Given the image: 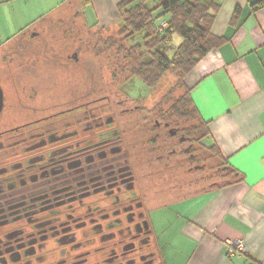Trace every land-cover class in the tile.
Wrapping results in <instances>:
<instances>
[{
    "label": "flooded vegetation",
    "instance_id": "obj_1",
    "mask_svg": "<svg viewBox=\"0 0 264 264\" xmlns=\"http://www.w3.org/2000/svg\"><path fill=\"white\" fill-rule=\"evenodd\" d=\"M66 48L21 47L19 59L8 62L6 69L17 84L16 112L0 83V117L6 121L0 129V264H160L159 248L152 241L150 203L167 186L175 189L183 182L165 171L160 176L163 187L156 185L146 193L149 189L139 182L121 146L127 125L121 118L133 113V130L158 128L156 139L169 135L189 145L183 151L194 162L199 142L161 122L154 108L138 105L92 117L89 123V112L100 114L99 107L91 106L109 97L88 104L83 93L80 103L68 106L71 79L42 72L36 65V55L49 66L77 62V51L67 53ZM57 83H64L58 95ZM154 140L149 134L143 141ZM139 155L146 160L142 151ZM206 159L186 168L206 172L204 188L215 173Z\"/></svg>",
    "mask_w": 264,
    "mask_h": 264
},
{
    "label": "crops",
    "instance_id": "obj_2",
    "mask_svg": "<svg viewBox=\"0 0 264 264\" xmlns=\"http://www.w3.org/2000/svg\"><path fill=\"white\" fill-rule=\"evenodd\" d=\"M119 1L91 0L81 10L77 0H0V51L64 13L85 28H103L107 13L120 17ZM216 1L211 33L223 42L185 83L206 125L202 147L225 172L204 188L199 171L197 182L167 186L153 198L150 226L160 264L264 263V0ZM235 239L246 251L228 257L224 243Z\"/></svg>",
    "mask_w": 264,
    "mask_h": 264
},
{
    "label": "rangeland",
    "instance_id": "obj_3",
    "mask_svg": "<svg viewBox=\"0 0 264 264\" xmlns=\"http://www.w3.org/2000/svg\"><path fill=\"white\" fill-rule=\"evenodd\" d=\"M159 1L161 0H151L146 4V11L151 14L150 17H152L153 24H155L151 25V32L148 33H146V30L133 32L131 28H126V23L116 14L107 13L109 18L103 23L104 27L92 29L80 26L74 17H70L68 14L64 15V13L60 17L43 23L37 32L32 31L26 37L4 47L0 51V83L8 90L6 92H9L8 94L12 98L9 103L10 106L16 112L17 84L13 76L10 77L6 68L10 65L9 61L19 59L20 56H18L17 51L21 47H67L68 50L65 49L67 53L77 51V62L67 61L65 65L55 63L49 66L48 63L42 60L43 58L36 55V65L42 72L52 73L54 71L55 77L60 76L61 79H71L73 88L70 93L72 92L73 95L71 94L72 101L68 106L80 103V97L83 93H86L88 104L95 99L109 97L102 104L91 106V108L99 107L100 114L89 112V123L92 122V117L104 118L107 114L116 115L118 110L138 105L143 109L154 108L155 112L159 113L161 122H167L169 126L177 127L182 135L197 139L196 120L181 119L178 116V113L188 111L189 107L179 112L175 109L176 101L184 93L183 83L179 81L176 72H166L153 88L147 87L134 74L141 64L152 61L150 52L146 48V34L153 32V35H156L155 31L160 23L167 24V15L159 17L161 11L156 7ZM94 7L98 11L97 4H94ZM144 17L145 15L142 13L136 21L139 22ZM123 29L125 30L121 33ZM181 42L182 38L177 34H173L169 41L161 42L157 49L170 59ZM155 50L154 48L152 51ZM29 56L32 57L30 54ZM63 89L64 83H57L55 87L56 95L63 92ZM4 121L5 117L1 116L0 129ZM121 124H127L125 127L122 126L125 131L122 130L123 141L121 146L127 157L133 162V170L136 172L139 182L145 189H149L146 192L148 194L154 190V186H162L163 181L160 180V176L165 171L173 173L174 179L187 182L192 179L195 180L199 175V171L190 174L186 168L196 163V161L199 165L207 162L206 158L209 154L203 149L202 143H199V147L196 149L197 160L194 162L190 160L185 153L186 151H183L189 145L181 144L169 135H159L156 139L154 134L157 132L160 134L161 131L158 128L139 132L136 127L133 130L131 126L136 124L133 113L123 116ZM149 134H151L152 139H155L154 144L150 141L149 143L143 141ZM203 145H205L204 142ZM168 150L169 154H167ZM171 150H176L177 153L170 155ZM136 151H138V155ZM140 151H142V156L147 157L146 160H140ZM209 161L212 164H215L214 161H218L217 163L220 165V161L216 158L213 160L212 156L209 157ZM219 165L214 166L217 177H220L218 176L219 173L225 172ZM200 172L201 175L206 174L202 170ZM230 178L228 176L221 181L224 182ZM197 180L194 182H197ZM216 181H219V178H216ZM148 199H151L150 195H148ZM147 212L148 210H146Z\"/></svg>",
    "mask_w": 264,
    "mask_h": 264
},
{
    "label": "trees",
    "instance_id": "obj_4",
    "mask_svg": "<svg viewBox=\"0 0 264 264\" xmlns=\"http://www.w3.org/2000/svg\"><path fill=\"white\" fill-rule=\"evenodd\" d=\"M149 1L151 0L119 1L117 11L126 23V28H131L133 32L143 30H146V33L151 32V25L154 21L150 17L151 14L146 11V4ZM77 2L81 10L91 4V0H77ZM156 7L161 11L159 17L168 16L167 24L163 29L156 30V35H153V32L146 34V48L150 52L152 61L141 64L134 74L147 87L153 88L166 72H176L179 81L183 83L184 93L176 101L175 109L179 112L189 107L188 111L178 113V116L181 119L196 120L197 140L201 144L208 133L205 123L193 104L190 88L186 86L185 78L208 52L217 48L223 42V38L216 37L211 33V26L215 20L219 4L216 0H161ZM142 13L145 17L139 22L136 21ZM173 34L179 35L182 42L176 48L173 57L169 59L163 52L158 51L157 46L161 42L169 41ZM154 48L156 50L152 51ZM210 150L215 151L216 153H214L217 155L214 147H211ZM228 172L233 174L235 170L228 168Z\"/></svg>",
    "mask_w": 264,
    "mask_h": 264
},
{
    "label": "built area",
    "instance_id": "obj_5",
    "mask_svg": "<svg viewBox=\"0 0 264 264\" xmlns=\"http://www.w3.org/2000/svg\"><path fill=\"white\" fill-rule=\"evenodd\" d=\"M166 26V23H160L157 30H161ZM225 253L228 257L243 254L246 251L245 244L241 239L227 240L224 243ZM264 264V263H262Z\"/></svg>",
    "mask_w": 264,
    "mask_h": 264
},
{
    "label": "water",
    "instance_id": "obj_6",
    "mask_svg": "<svg viewBox=\"0 0 264 264\" xmlns=\"http://www.w3.org/2000/svg\"><path fill=\"white\" fill-rule=\"evenodd\" d=\"M1 109H2V90L0 88V112H1Z\"/></svg>",
    "mask_w": 264,
    "mask_h": 264
}]
</instances>
